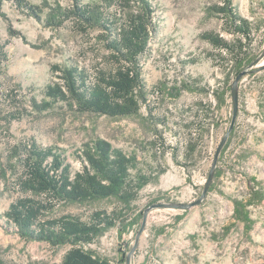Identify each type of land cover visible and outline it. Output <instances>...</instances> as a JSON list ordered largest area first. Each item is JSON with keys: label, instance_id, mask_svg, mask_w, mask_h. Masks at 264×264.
Returning <instances> with one entry per match:
<instances>
[{"label": "rangeland", "instance_id": "374dc122", "mask_svg": "<svg viewBox=\"0 0 264 264\" xmlns=\"http://www.w3.org/2000/svg\"><path fill=\"white\" fill-rule=\"evenodd\" d=\"M151 1L156 9V31L144 62L149 103L139 115L109 117L80 113L64 102L41 111L32 101L43 102L45 87L56 79L54 65H64L69 58L86 66L96 60L97 53L90 51L88 41L99 45L96 32L80 35L70 20L58 14L72 0H0V161L8 146L34 138L43 146L65 149L78 170L81 161L76 151L104 138L137 154L145 167H163L166 172L141 190L126 212L125 223L109 228L94 243L84 245L85 249L114 264H126L146 217L133 264H264V202L246 207L251 222L236 215L234 203L248 192L250 178L256 177V186L264 188V69L240 82L238 116L218 163L224 170L214 177L205 200L189 209L155 207L146 213L154 203H188L201 196L214 152L230 127L234 110L233 98L227 96L216 110L219 127H211L204 143L186 160L187 133H197L195 125H188L197 119L198 102L203 99L216 106L213 89L224 77L207 54L212 45L200 37L207 30L221 31L219 19L207 9L218 0ZM234 1L250 19L264 14V0ZM263 65L264 57L253 68ZM182 77L200 79L208 91H183L178 98L159 91L161 85L170 87ZM159 135L165 145L155 148L153 141ZM172 148H176V158ZM18 195L1 186L0 264H60L70 245L53 247L26 240L4 215ZM122 209L118 200L107 198L62 204L53 215L69 213L86 219L94 210Z\"/></svg>", "mask_w": 264, "mask_h": 264}, {"label": "trees", "instance_id": "16d2710c", "mask_svg": "<svg viewBox=\"0 0 264 264\" xmlns=\"http://www.w3.org/2000/svg\"><path fill=\"white\" fill-rule=\"evenodd\" d=\"M29 7L37 14L35 6ZM207 9L210 16L219 19L221 31L207 30L200 37L212 45L207 54L224 77L213 89L216 106L203 99L198 102L197 119L188 125H195L197 133L190 130L187 133L186 160L204 143L211 127H219L216 110L227 96L232 97L236 76L263 52L264 47V14L250 19L241 14L234 0H218ZM58 14L70 20L73 31L80 35L90 36L96 32V42L100 46L88 40L90 51L97 53L96 60L88 66L70 58L64 65H54L52 73L56 79L45 87L43 102L33 98L34 105L45 111L64 102L80 113L109 117L139 115L143 105H148L150 95L144 62L151 53L150 41L156 31L153 2L72 0L71 5L61 7ZM224 34H229L230 38ZM2 51L0 47V54ZM159 91H167L170 97L178 98L183 91L204 94L208 90L200 79L182 77L170 87L161 85ZM153 144L155 148L165 145L163 137L159 135ZM172 149L176 158V148ZM215 153L216 150L212 163ZM75 155L81 161L78 170L61 147L43 146L34 138L8 146L0 161V192L3 186L19 195L4 215L26 240L46 242L53 247L70 245L60 264H114L108 258L97 257L84 245L94 243L109 228L125 223L126 212L138 200L141 190L166 169L145 167L137 154L117 148L104 138L85 143ZM223 170V166H218L215 178ZM256 181V177L250 178L248 192L234 199L236 215L247 222L253 218L246 207L264 202V188L257 187ZM107 198L118 200L124 210H94L86 219L69 213L53 215L62 204Z\"/></svg>", "mask_w": 264, "mask_h": 264}, {"label": "water", "instance_id": "95a60500", "mask_svg": "<svg viewBox=\"0 0 264 264\" xmlns=\"http://www.w3.org/2000/svg\"><path fill=\"white\" fill-rule=\"evenodd\" d=\"M263 57H264V50L249 66H247L243 71H241L236 76V78H235V80H234V82L232 84V98H233V104H234L232 122L230 124V127H229L228 131L224 135L222 141L220 142V144H219V146H218V148L216 150V153H215V156H214V159H213V163H212V167H211V169L209 171L207 182H206V184H205V186L203 188L201 196L197 200H195L193 202H188V203H182V202L154 203V204L150 205L146 209V213L150 209L155 208V207H177V208L189 209L191 207H194V206H197V205L201 204L205 200V198L207 197L208 192L210 190V187H211V185L213 183V180H214V177H215V173H216V170H217V166H218V163H219L220 155H221L225 145L227 144V142L229 140L230 133H231V131H232L234 125H235V122H236V119H237V116H238L239 105H240V102H239V85H240V82H241V80H242V78L244 76H246L248 74H251V73H257V72L261 71L262 69H264V65L260 66V67L253 68L255 65H257V63ZM145 219H146V217H145ZM145 219H144V222H143L139 232L137 233L136 241H135V244H134L133 248L126 255V264H133V258L135 257V253H136L138 245H139L140 237H141L142 232L144 231V228H145V223H146Z\"/></svg>", "mask_w": 264, "mask_h": 264}]
</instances>
